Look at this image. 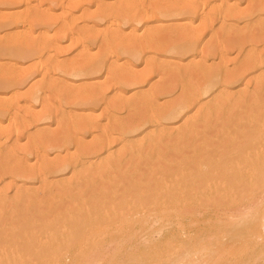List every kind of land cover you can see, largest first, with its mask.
<instances>
[{
	"label": "rangeland",
	"instance_id": "rangeland-1",
	"mask_svg": "<svg viewBox=\"0 0 264 264\" xmlns=\"http://www.w3.org/2000/svg\"><path fill=\"white\" fill-rule=\"evenodd\" d=\"M2 1H6L9 3L5 6L0 5L1 21L5 20L8 22V19L18 18L20 19L18 21L25 22L27 23V25L32 23L30 24L32 30L37 32L34 35L33 39L43 40L44 34L41 30H43L44 27L41 26L40 23L38 24L35 18L32 17L31 21H29V16H26L30 15L28 14L27 10H25L26 0ZM133 1L137 2L136 6H134L135 9L127 8V6L126 9H128L130 13H132V10H134L148 17L151 21V26L149 30L142 31L140 29H136L134 23H132V25L122 27L123 30L119 31L118 34H113L109 32L108 25L105 24L106 22L97 23L93 21L92 15H95L96 13L101 12L102 10H111L123 7L120 5L119 0H62V2H54L52 0L43 1L45 7L42 9V11L45 18L42 24L45 25L46 28L49 27L47 29L48 31L46 30V34L50 33V35L48 34V37H53L52 39L58 41L57 47L60 50L57 48L58 53H56V51H51L50 49L44 51L43 53L44 63L42 66L41 63H39V65L42 68H45V66L49 67V75L47 77L45 76L47 74L44 71L43 73L45 75L39 73H37V75L35 74V66L37 64L36 59L34 60L32 58H28L29 60H23V58H20V60L11 58L9 59L7 57H0L1 74H13L15 77L21 79V82H23V80H25L27 77L24 83L20 84L22 86L0 89V103H15L19 97H23V100L25 97L31 100L29 105H24L25 103L22 100V103H24L23 105H21L17 109L12 108L10 109V111L8 110L9 113L7 112V114H5V112L2 116H0V133H8L10 137L9 139L13 140V143H15V145L23 149L29 147L30 145H36L38 143L37 139H39L40 141V138H45V136L49 137L48 144L57 141L59 138L71 137L80 145H95L96 143L100 141H105L107 139V132L112 133L114 135V138L120 140L121 136L119 133V129L122 125H125L129 122H137L144 112L159 107H165L174 100H176L184 92L191 91V88L203 79L206 73V69H214L216 67L221 66V68L225 71L227 75H238L241 70L242 64H244L247 57L252 55L256 51V49L255 47L253 48V45H250V43H246L243 46H237L235 42L248 38L247 36L250 35V33H263L264 31V23L251 27V25H248L246 20H240L241 16L243 17V15L247 11H249L259 0H226V6L228 7V9L234 11L237 15V18L234 17L233 19H230L229 24L226 26L222 23V21H220V18L216 15V12L219 6L221 5V0H198V3L201 2L199 5H201L203 1L206 3V5L208 4V9L203 15V19L192 27L190 26V24L184 23V19L182 18V16L179 17V19H166L159 17V15H156L157 8H160L161 6L164 7L168 5L170 6L172 4H179L185 0H126L125 3L132 4ZM204 2L203 4H205ZM33 5L35 6L34 8H39L37 7V2H35ZM61 7H64V10H66L65 8L69 10L64 11ZM63 11L66 12L64 13L66 15H63ZM24 15L28 19L29 23L26 22L27 19L25 17L24 19L22 18V16ZM64 16H67V19H65ZM54 20H57L58 23L53 22ZM115 21L113 19L112 22ZM117 23L119 26H121V21H117L114 24L117 25ZM48 24L50 26H48ZM7 25H5L4 27H0V42H9L15 37H17V34H19L18 29H16V25ZM50 28L51 30L49 31ZM182 31H186L191 33L192 35H196L198 43L203 49L202 51H200L201 54L196 59L189 60L186 63L180 62L183 61L181 59H177L176 62L172 57L167 56L165 54L155 59L156 54L155 52L150 50V42L153 41V43H156L157 46L165 47L168 44L174 42V40L178 38L177 35H179V33ZM95 36L100 37L99 41L92 40V38ZM134 36L142 38L141 42L137 43L133 41ZM232 43H235V48L230 50L225 47ZM212 44L215 46L217 45L220 49L226 48V56L224 58H221L220 53H215V55H213L212 57H205L204 49L208 51V48L211 47ZM119 45L128 48L138 47L139 49H141L142 54L138 58L129 55H120L118 57V54L115 50V46ZM105 52H107L108 56V68H103L104 70H101L99 73L91 75V77H77L78 79H75L76 77L74 78L71 75H63L58 73V71H55L57 70L56 68H58L59 65H71L73 63H78L85 60L87 61L91 58H96L98 55L100 56V54H104ZM183 68L187 70V76L185 77L181 74V69ZM31 72L34 74H32ZM38 74L39 76L43 75V78L41 76L39 77ZM120 77L126 79V81L130 83L136 80L140 81V83L132 86L122 85L119 83ZM40 82L43 83V85L47 88L42 90L43 93H39L41 98L38 95V99H33L34 86L38 83L40 84ZM154 89L158 91V94L151 96V91ZM94 90L100 91L99 98L97 101L87 97L88 94H90ZM64 96H66V98L68 97V99H66L68 104H65V107H62L61 103L62 98ZM139 102L147 103L146 105L148 109L146 106H139ZM259 106L264 107V104L261 103ZM19 109L22 110L20 111ZM45 113H50L52 115V120L50 119L48 122L43 121L42 118L46 116ZM80 120H87L90 123L89 129H85L83 131L81 128H79L78 125L80 123ZM173 126L174 124L168 125V127ZM34 140L35 142H33ZM167 146V144L162 143L158 145L159 152H156L157 156L154 155L156 156V159L153 156L154 152H150L152 154L151 157L154 159L146 158L147 156L144 158H132L131 160L127 159V164H129V167L127 165V170L124 168L126 164H123L119 168L112 169L108 171L104 176L97 177L95 179H88L82 177L83 171L85 169H80L82 174L78 177L73 178V181H75L76 179V184L74 186L76 190L75 193L77 192L76 196L70 198V200L62 199L63 202L62 200H60L59 211L60 213L61 210H64V212L67 211L66 213L69 214V216L72 215V217L76 214V219H73L74 217L72 218V221L76 222L75 220H77V222H79L77 226V223L73 225L76 226V228L79 227L80 221L83 217L84 221L86 217L90 218V216H87L88 213L91 215V217L93 216V214L94 217L96 215V219L98 218L97 221L100 220V224H98L101 226H96L95 224L91 225L90 223H87L86 225V221L85 224H83V220L81 221L83 224L82 230H84L85 227L89 224L91 225L87 227L84 231L80 232L81 226L79 227L80 231L78 230V228L75 229L71 226L68 229L69 232L73 228V231H75H71L70 234L76 232L74 234L76 236L78 232H80L79 235L81 238L78 235L77 239L82 240V243H80L81 241L79 240V242H77L76 244L74 241H71L73 244L70 243L69 246L74 245L73 247H70V251L73 252L72 254H70V251L68 252V254L66 255V261H60L62 264H86V262H88L87 264H90L92 262H95L94 264H180L184 261L183 250L185 248H189V246L187 245L193 242L198 245L197 240H202V235L205 234V232L207 233L209 231V234H213L216 232V229L212 227L214 225V227L217 226L218 218L214 217L213 214L209 215V213H205L207 216L205 214H200L202 216L199 215L200 217L197 216L198 219L195 218V221L201 220V222L196 221L197 223L194 224V229H187L190 235H182L183 238L181 239V233L179 232L180 228H178L180 216H177L176 218V214L179 215L177 202H179L178 188L180 186L178 184H180V182L177 180L178 178H176V172L178 170L177 166L176 164L175 166L173 164V161L175 157L178 156V154L175 153V151H170ZM30 148L32 153L35 152L33 147ZM76 151V147H72L67 152L50 151L44 158L47 162H57L61 159L67 158L68 156L70 157L71 154L76 153ZM193 151L194 150L191 147L185 149L186 153H192ZM106 152L107 150L104 149V153L102 150L101 152H96L95 154H93L92 157L104 155ZM171 159L173 163L171 162L170 164ZM22 163L28 164L30 166L36 165V156H24L21 153H15L13 157L9 159L7 158V156L0 154V170H11ZM132 165L134 166V169L131 168ZM123 168L124 172L122 171ZM130 170H132L131 175H128ZM65 174L67 178L72 177L69 171H65L64 175ZM171 174L174 175L172 176ZM169 175L172 177H170ZM143 178L147 181L144 180V183L140 181L139 184L141 185H139L137 180H142ZM166 184H168V188L165 187ZM229 186L227 187L232 190L233 185ZM158 189L160 190L158 191ZM171 189H173L172 191L174 193L171 191ZM231 190H227V195L225 196L226 198L228 195V197L231 196ZM226 198H224L223 201L220 202L224 204L225 201V207L227 206V203H229L228 205L232 207V204H235L234 199L236 198H232V196L230 198ZM135 199H137L138 201ZM155 199L157 201H155ZM161 199L163 200L161 201ZM229 199H231V201H228ZM203 200L205 199L203 198ZM50 203L52 202L46 200L44 206H40V208H38L39 210L37 209V212L35 210L37 206L34 207L35 212L31 211L28 215H26L29 218L30 222L28 221V218L26 216V222L24 221L25 217L18 219V222L17 220H15L14 217L12 219V216V220L8 219V221L11 220V223L13 224L20 223L17 224V226L20 225V227L18 228L17 234L15 233V235H17V237L19 238L24 236V239L22 237L21 241H26V231L28 236L31 234L30 236L32 237H38L36 236L37 234L40 237L38 238V240H40V242L42 241L41 243L47 242L46 244H48L51 241V238L52 241H54L53 237L56 233V229L57 233H59H56L55 236L57 238V242H61V240H58V238H61L63 240L62 237H64L65 234L60 232L64 231L65 229L60 227L63 224L59 223L61 222L60 219L62 218H65L67 220L68 216L66 213H61L62 215H64V217H59V220L57 216H60L61 214H58L57 216L54 214L56 216V218L54 217L55 220L59 221H57L59 227L56 225L57 222L54 220H52L56 222L53 223L54 225L50 223L54 226L53 228L52 226L46 228L47 225L44 227V223H41L43 222V219H45L44 222H46V219H48V223L50 222L49 220L53 219V214H49V216L47 214L45 216L42 214L43 216H41L42 212L48 210V204ZM127 205H129V207ZM230 206L229 208H231ZM41 208L42 210H40ZM89 209L91 210V212L89 211ZM93 209H95V211ZM59 211L57 212L59 213ZM143 211L145 212L143 213ZM32 212L34 213V215H32L31 217V214H33ZM162 214L163 217H166L162 218ZM153 215H157V217ZM96 219H92L88 222L96 221ZM68 220H71V218ZM38 221H41L39 227ZM72 221H69L70 225H72ZM30 223H35V225L31 224L33 225L32 227ZM65 223H68V221H65ZM131 223L132 227L130 226ZM93 226H95V229L93 228ZM198 226L199 230L203 229V231L201 230L202 232L195 230ZM23 227L24 229H22ZM149 227H152L153 229H150ZM28 228H30V230ZM49 228L52 233H50ZM88 228H90V231L87 230ZM205 229H207V231ZM28 230L30 233L28 232ZM76 230H78V232ZM193 230L195 231V233L193 232ZM92 231H99L100 235H98L99 233L96 232H94V234ZM21 232H24L25 234ZM256 232V227L255 225H252V222H248L246 223V225L241 224L238 229L234 230L231 233L230 238L227 241H224L225 245L228 244V247L225 246V248L227 249L224 248L223 244L219 245L220 247L218 246V249L215 248L216 251H219L221 250L222 246V253L217 252L218 256L220 257L218 258L216 256V253L214 254L216 260L214 259L212 261H203V264H264V259H262V257L264 256V251L261 249V244L258 241H256L255 243V240H258ZM33 233L35 235H33ZM130 233H132V236L130 235ZM196 233H198V235ZM21 234L22 236H20ZM47 234L51 235V237ZM60 234L63 235L59 236ZM135 234H137L138 237ZM193 234H196L197 236H199V238L202 239H199ZM81 235L84 236L82 237ZM177 235L179 238L177 237ZM192 235L194 236V240L191 237ZM90 236L91 239L88 238ZM245 236L246 238H244ZM69 237L70 236L66 238L68 239ZM139 237L141 238L139 239ZM65 239L63 240V242L66 241ZM178 239L182 240V242H187V245L183 246ZM252 240L254 241V243ZM18 241L20 242V240ZM139 242L141 243L138 244ZM231 242L233 243L230 245ZM178 243H180L181 245ZM258 243L260 246L257 245ZM241 245L242 247L244 245L243 248H245L246 250L243 249ZM247 246L250 247L248 248ZM252 248H254L255 251H253ZM224 249L225 253L223 252ZM243 251L246 252L242 254ZM250 252H252L253 255L252 253L250 254ZM89 253L93 255V257L100 256V258L103 260L91 262L84 259L85 255H90ZM231 253L234 256H231ZM69 254L70 256L73 255V257H70ZM106 254H109L107 255L108 257H106ZM77 255L83 256L81 258L82 261H70L71 258L74 259L77 257ZM221 255L223 256L221 257ZM260 255L261 258L259 259ZM109 256L110 258H112L109 259ZM237 256L239 257L237 258ZM252 256L254 258L257 257V259L255 258L256 262ZM19 258L21 259L22 257L19 256ZM258 259L261 261H259ZM41 262L42 261L33 262L24 260L4 262L0 261V264H44L45 262L46 264L58 263H56V261H52L51 263L49 261H43L42 263ZM60 262L58 264H61ZM187 264L193 263L191 262Z\"/></svg>",
	"mask_w": 264,
	"mask_h": 264
},
{
	"label": "bare ground",
	"instance_id": "bare-ground-1",
	"mask_svg": "<svg viewBox=\"0 0 264 264\" xmlns=\"http://www.w3.org/2000/svg\"><path fill=\"white\" fill-rule=\"evenodd\" d=\"M43 1H49V0H26L25 1V8H26L25 10H27L28 14H30V15H26V16H29L28 17L29 21H31V18L33 17L35 18L38 24L40 23V25L44 27L43 30H41L42 33L44 34L43 40L33 39L34 35L37 32L32 30V27L30 25L32 23L27 25V23L25 22L18 21L20 20L18 18H12V19L5 18V19H8L9 21L7 22L5 20H2V21L0 20V27L1 26L4 27L7 24L10 26L16 25V29H18L19 34H17L18 36L9 42H0V57H3V58L7 57L9 59L10 58L11 59L23 58V60L25 59L29 60L30 58L34 60L36 59L37 64L35 66L36 68L35 74L37 75V73H39V74L45 75L43 73L44 71L46 72L47 75L45 76L47 77L49 75L48 74L49 67L47 66H45V68L41 67L44 63L43 53L44 51L50 50V49L51 51H56V53H58L57 52L58 41L55 39H52L53 37L51 38L48 37L50 33H48L49 35L46 34L47 33L46 30L49 27L46 28L45 25L42 24L45 18L43 15V11H42V9L45 7ZM52 1L62 2V0H52ZM140 1H143V0H140ZM35 2H37V5H38L37 7L39 8H34L35 6L33 4ZM125 2L126 0H119L120 5L123 6L121 8L111 9V10L106 9V10H102L101 12L96 13L95 15H92L93 21L97 23L106 22L105 24L108 25L109 32L113 34H118L119 31L123 30L122 27L132 25V23H134L136 29H140L142 31L149 30L151 26V21L149 20L148 17L134 10H132L133 12L130 13L129 10L126 9V6L127 8L135 9L134 6H136L137 2L133 1L132 4L125 3ZM198 2H199L198 0H185L179 4H172L170 6L168 5L164 7L161 6L160 8L156 9V15H159V17L166 18V19L167 18L169 19L178 18L179 19V17L182 16V18L184 19L183 20L184 23L190 24V26L192 27L203 19V15L206 13L208 9V4L206 5L205 2H204L205 4H203L202 2L203 5L202 4L199 5L201 2L200 3ZM8 3L9 2L0 0V5L5 6ZM226 3H227L226 0H221V5L219 6L216 12L217 17L220 18V21H222V23L225 26L229 24L230 19H233L234 17L237 18L236 13L228 9V7L226 6ZM61 8H63L62 10H64V7H61ZM65 9L67 10V8ZM64 11H63V15H66L64 14L66 13ZM24 17L25 15L22 16L23 19ZM64 17L65 19H67L66 18L67 16H64ZM60 19H63V18H60ZM113 19L114 21L116 20L115 22L121 21V26H119L118 23L117 25H115L114 24L115 22H112ZM240 20H246L248 25H251V27L264 23V0H259L257 3H255L254 6L243 15V17L241 16ZM26 22H28V19ZM53 22H57V20L56 21L54 20ZM53 24H56V23H53ZM48 26L50 25L48 24ZM50 30L51 28L49 29V31ZM177 37L178 38L174 40V42H172L171 44H168L165 47L157 46L156 43H153V41H151L150 50L155 52L156 54L155 59L165 54L167 56L172 57L175 61L177 59H181L183 61H180V62L186 63L189 60L196 59L201 54L200 51H202L203 49L200 47L198 43V39L196 38V35H192L189 32L182 31L179 33V35H177ZM247 37L248 38L244 40L242 39L241 41H236L235 42L236 45L243 46L246 43H250V45H253V48L255 47L256 51L252 55L247 57L244 64H242L241 70L238 73V75H227L225 71L221 68V66L216 67L214 69L212 68L206 69L205 70L206 73L203 79L200 82H198L195 86H193L191 88L192 89L191 91L184 92L176 100H174L173 102H171L165 107H159V108L144 112L141 115V118L137 122H129V123H126L125 125H122L121 128L119 129V133L121 136L120 140H117V138H114V135L112 133L107 132L108 133L106 135L107 139L105 141H100L96 143L95 145H80L75 140H73L71 137L59 138L57 141L48 144L49 137L45 136V138L41 137L40 141L39 139H37L39 144L37 143L34 146L30 145L29 147H26L23 149L15 145V143H13V140L9 139L10 137L8 133H0V154L7 156V158L9 159H11V157H13L15 153H21L24 156H31V155L36 156V165L30 166L28 164L22 163L11 170H6V169L0 170V261L4 262V261H21V260L23 261L24 260V261H33V262L34 261L36 262L37 261L39 262L49 261L50 263L52 261H56V263L57 262L59 263L60 261H66V255L70 251V247L74 246V245L69 246V244L72 243L71 241H74L75 244L79 241H81L80 243H82V240L77 239L79 233L84 231L87 227L91 225L95 224L96 226H98L100 224L99 223L100 220L97 221L98 218L96 219V215L94 217V214H93L92 217L94 218H92L91 215L87 211L88 213L87 216H90V218L85 216L87 219L89 218L88 220L85 218L86 225L87 223H90L91 225L89 224L86 227L83 226L85 227V229L82 230V225L85 224V221L83 220L84 217L82 216L83 218L81 219V221L83 220L82 222L84 223L82 224V222L80 221L79 227L81 226V231L79 227H77L80 232L76 230L78 234L75 236L74 234L76 232L72 234H70V232L71 231L74 232L75 231V230L73 231L74 228L77 229L76 226L78 225L79 222H77V220H75L76 222L72 221L73 219H76L75 218L76 214L75 216H73L74 217L73 218L72 215L69 216V214L66 213L67 211L64 212V210H61V213L64 212L63 214L65 213L67 214L68 217L66 220L65 218L64 219L62 218V216L64 217V215H62L59 211L60 209L59 201L60 200L62 199L70 200V198L76 196L77 192L75 193L76 190L74 188L76 184V179L75 181H73V178L78 177L79 175L82 174L80 169H85L83 171L82 177H85L88 179H95L97 177H102L108 171L112 169H117L123 164H126L124 168L127 170V165L129 167V164H127L128 162L127 159L131 160L132 158H140V157L144 158L146 156H147L146 158H152L151 157L152 152H154L153 156L154 155L157 156L156 152L157 153L159 152L158 145L160 143L167 144L168 145L167 148L170 151H175V153L178 154V156H176L173 161L174 163L172 162V159L174 158L173 157L170 161V164L171 162L174 164V166L176 164L178 170L176 172L177 176L176 175L175 176L176 178H178L177 180L180 182V184H178L180 186L178 188L179 189L178 190L179 191V195H178L179 202H177L178 203L177 208H178L179 215L176 214V218L177 216H180L178 228H180L179 232L181 233V239L183 238L182 235H187V234L190 235L187 229L189 228L194 229V224L197 223L198 221L201 222V220H198V221L196 220L197 222L195 221V218L198 219L197 216H199L200 214L203 215L205 213L207 214L209 213V215L213 214L214 217L218 218V220L216 219L218 221L217 226L214 227L215 226L214 225L212 227L216 229V232L214 231L215 233H213V231H212L213 234H209L208 233L209 231L207 233L205 232V234L202 235L203 239L197 236L198 233H196L197 235L193 234L199 239H202L200 241L197 240L198 245H196L194 242L193 243L190 242L191 244L187 245V242L185 241L182 242V240L178 239L183 246H186V245L189 246V248H185L183 250L184 251L183 260L185 262L183 261V263L181 262L180 264H187L191 262L193 264L195 263L203 264V261L214 260L215 259L214 254H216L217 252L222 253V250H223L222 246H221V250L219 251H216L215 248H217L221 244L224 245V248L225 246L228 247V244L225 245L224 241H227L230 238L231 233L234 230L238 229L241 224L246 225V223L248 222L249 223L252 222V225H255L256 231H257L256 235L258 237V240L256 239L255 243L256 241H258L261 244V249L264 251V107L259 106L261 103L264 104V31L263 33H257V32L250 33V35H248ZM99 38L100 37L95 36L92 38V40L99 41ZM141 40L142 38H139L136 36L133 37V41L137 43H140ZM235 43H232L225 47L231 50L235 48ZM226 48H221L223 49L221 50L217 45L215 46L212 44L211 47L208 48V51L204 49L205 57L207 56L212 57L213 55H215V53H220V57L224 58L227 53ZM115 50L118 54V57L120 55L121 56L129 55V56L138 58L142 54L141 49H139L138 47L128 48V47L119 45V46H115ZM107 52H105L104 54H100V56L98 55L96 58H91L90 60H87V61L85 60L82 62L73 63L71 65H59V67L56 68L57 70L55 71H58V73L63 74V75H69V76L71 75L74 78L76 77L75 79H78L79 77H82V78L91 77V75L99 73L101 70H104L103 68L105 67L108 68L109 62L107 59L108 58ZM39 63H41V66L39 65ZM181 74L184 77L187 76V70L185 68L181 69ZM43 75H40V76L42 77ZM25 80L21 82L22 80L15 77L13 74L8 73L7 75L6 74L3 75L0 73V89L22 86L20 84L24 83ZM119 80H120L119 83L122 85L132 86V85H137L140 83V81L138 80L130 83V82H127L126 79H123L121 77L119 78ZM45 88L47 87H45L43 83L41 82L40 84L39 83L36 84L34 86V93H33L34 98L33 97L32 98L38 99L40 97L39 93L42 92V90H44ZM157 92L158 91L155 89L152 90L151 96L158 94ZM99 94H100L99 90H94L90 94H88L87 97L97 101L99 98ZM25 98L23 100V97H19L15 103H9V104L0 103V116H2L5 112H6L5 114H7L8 110L10 111V109L12 108L17 109L24 103H25L24 105H29L31 100L28 98L26 99ZM66 99H68V97L66 98V96L62 98V103H61L62 107L65 104H68ZM22 100L24 101V103H22ZM146 104L147 103H144V102L138 103V105L141 107L143 106L147 107ZM19 110L21 111L22 109H19ZM45 114L46 116L44 115L45 117H43L42 120L48 122L51 119L52 115L50 113H45ZM169 124H174V126L168 127ZM78 126L84 131L85 129L86 130L89 129L90 123L87 120H82V121L80 120V123ZM33 142H35V140ZM30 147H33L35 152L32 153L30 150L31 149ZM72 147L77 148L76 153L71 154L70 157L68 156L65 159H61L57 162H47L46 159L44 158L50 151H66L67 152ZM188 147H191L194 151L192 153H186L185 149H187ZM104 149L107 150V152L104 155H100L98 157H92V155L95 154L96 152H101L103 150V153H104ZM156 156H154L155 159H156ZM133 167L134 166L132 165L131 168ZM124 168L122 169V171L124 170ZM65 171H69L72 177L67 178L66 174L64 175ZM131 171L132 170L129 171L128 175L129 174L131 175ZM144 180L147 181L144 178L142 180L141 179L137 180L138 184L140 181L144 183ZM229 185H233L232 190L229 188L230 187ZM167 186L168 184H166L165 187ZM159 190L160 189H158V191ZM172 190L173 189H171V191ZM227 190H231L232 194L231 193L230 194L232 198H236L234 199L235 204H232V207L228 205L229 203L226 204L228 207L227 206L225 207L224 206V204L226 203L225 201H224V204L220 202V201H223L224 198H226L225 196L227 195ZM141 196H142V193H141ZM228 196L227 198L231 197V196L230 197ZM203 198L205 200H203ZM156 199L155 201H157ZM163 199H161V201ZM46 200L52 203L48 204L49 205L48 210L45 212H42L41 216L43 215L45 216L46 214L49 216V214L51 215L53 214L52 215L53 219L49 220L50 221L49 223L47 222L48 219H46V222H44L45 219L42 220L43 222L41 221L40 222L44 223V227L47 225L46 228H48L49 226L50 227L52 226L53 228L54 227L53 223H56L59 220V217H61L62 219H60L61 222L59 224H63L60 227L64 228L65 230L60 233L65 234L64 235L65 238L70 236L69 237L70 240L69 238L65 239L64 237H62L63 240L64 239L66 241L68 240L67 242L69 243L64 241L66 243L65 244L61 238H58V240L60 239L61 242H57L56 240L57 238L55 237L57 233V229L55 231L56 233L54 234L55 239L53 237V240L55 242L52 241V238H51V241L48 244H46L47 242L41 243L42 241L40 242V240H38V238L40 237L37 234L36 236L38 237H35V236L32 237L30 236L31 234L28 236L26 231H25L26 234L24 232H21L27 236V237L25 236L26 241L23 240L24 242L21 241L22 237L24 239V236H22V234L20 235L22 236L21 238L15 235V233L17 234L18 228L20 227V225L17 226V224H20V223H17V224L11 223V220L13 219V217L18 222V219L25 217L31 211L35 212L36 210L37 212L40 206L42 205L44 206ZM228 201H231V199H229ZM36 206L37 208L35 209L34 207ZM127 206L129 207V205ZM229 206L231 208H229ZM95 209L93 210L95 211ZM40 210H42V208ZM57 211H59V213ZM89 211L91 212L90 209ZM144 212L145 211H143V213ZM54 214L56 216L58 214L59 215L61 214L60 216H57L58 220H55L56 216ZM32 215H34V213L31 214V217ZM11 216H12V219H11ZM26 217L24 221L26 220ZM69 217L71 218V220H68L70 219ZM155 217H157V215ZM165 217H163V214H162V218H165ZM8 219H11V220L8 221ZM92 219L93 220L96 219V221H93L95 223H93L92 221L88 222ZM28 221H29V218H28ZM65 221H68V223L69 221H72L73 223L72 225H70V223L68 225V223H65ZM40 222H39L38 227L41 224ZM58 222L56 224L57 226H58ZM50 223H52L53 225ZM31 224L33 223H30V225ZM74 224H76V226H73ZM33 225H35V223ZM33 225L31 226L33 227ZM65 226L66 227L69 226L67 227V230ZM71 226L74 228L73 229L71 228L72 230H70L69 232L68 229ZM130 226L132 227V223ZM24 227L22 229H24ZM94 227L95 226H93V228ZM26 228H27V225H26ZM90 228H88L87 230L90 231ZM149 228L151 229L152 227H149ZM28 229L30 230V228ZM207 229L205 230L207 231ZM195 230L196 231L198 230L200 232L203 231V229H201L202 231L199 230V226ZM210 230H211V227H210ZM49 231L50 233H52L50 228H49ZM94 232L99 233L98 235H100L99 231L98 232L94 231ZM193 232L195 233L194 230ZM131 234L132 233H130V235ZM33 235L35 234L33 233ZM62 235L60 234L59 236H62ZM193 235L191 237L194 240ZM49 236L51 237V235ZM88 238L91 239V236ZM140 238L141 237H139V239ZM244 238H246V236ZM18 240H20L22 244ZM140 243L141 242H139L138 244ZM225 243H229V242H225ZM232 243L233 242H231L230 245ZM259 243L257 244L258 246H260ZM82 247H83V244H82ZM225 249L223 251L224 253H225ZM252 249L253 251H255L254 248ZM72 252L70 254H72ZM245 252L243 251L242 254ZM252 252H250V254ZM232 253H231V256L233 255ZM107 255L109 254H106V257H108ZM19 256L22 258L20 259ZM110 256H109V259L112 258V257L110 258ZM216 256L218 258L220 257L218 256V253ZM222 256L223 255H221V257ZM70 257H73V255ZM82 257H83L82 255L81 256L77 255L76 258L74 259L71 258L70 261L72 260L73 262L80 261ZM238 257L239 256H237V258ZM263 257L262 259H264ZM255 258L257 259V257ZM260 258H261V255L259 259ZM84 259L91 261V262L103 260L100 258V256L93 257V255L91 254L88 256L85 255ZM256 259H255V262H256ZM87 263L88 262H86V264ZM94 263L95 262H92L90 264H94ZM44 264H46V262Z\"/></svg>",
	"mask_w": 264,
	"mask_h": 264
}]
</instances>
